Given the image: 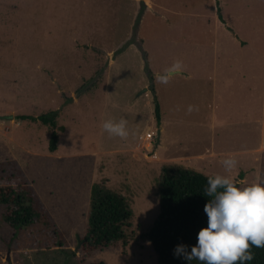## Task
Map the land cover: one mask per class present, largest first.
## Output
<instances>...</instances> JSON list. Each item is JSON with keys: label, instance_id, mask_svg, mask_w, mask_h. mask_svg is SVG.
<instances>
[{"label": "rangeland", "instance_id": "374dc122", "mask_svg": "<svg viewBox=\"0 0 264 264\" xmlns=\"http://www.w3.org/2000/svg\"><path fill=\"white\" fill-rule=\"evenodd\" d=\"M228 48L242 61L236 69L258 78L253 93L242 83V92L224 86L215 95L201 78L222 62L227 69ZM177 61L186 74L160 83ZM52 112L56 125L40 120ZM5 115L0 178L27 181L58 231L43 223L15 231L0 208V264H160L146 235L160 213L165 162L156 157L207 153L216 142L224 155L205 173L264 181V0H0ZM121 118L127 139L102 127ZM229 155L238 161L230 173L220 161ZM100 181L124 194L134 218L127 246L86 255L79 244Z\"/></svg>", "mask_w": 264, "mask_h": 264}, {"label": "trees", "instance_id": "16d2710c", "mask_svg": "<svg viewBox=\"0 0 264 264\" xmlns=\"http://www.w3.org/2000/svg\"><path fill=\"white\" fill-rule=\"evenodd\" d=\"M219 17L222 18V15ZM155 112L157 121L161 122L162 108L158 101ZM40 120L56 125L54 112L42 115ZM57 145L58 134L53 132L51 150L55 151ZM209 176L213 175L178 163L164 164L159 183L160 213L146 234L160 264H188L174 256L173 251L180 243L190 250L197 242L199 230L207 226L204 206L212 199L205 193ZM15 179L14 175L0 178V208L5 223L18 232L37 228L38 224L43 223L56 234L58 226L52 222L49 214L40 209L35 190L27 181L17 182ZM133 218L134 210L123 193L109 187L105 181L96 182L91 193L87 235L80 240L83 241V252L89 255L120 242L127 246V230ZM250 250L254 259L246 264H264V247L253 246ZM91 264L107 263L99 261ZM191 264L200 262L193 260Z\"/></svg>", "mask_w": 264, "mask_h": 264}, {"label": "clouds", "instance_id": "9594fccd", "mask_svg": "<svg viewBox=\"0 0 264 264\" xmlns=\"http://www.w3.org/2000/svg\"><path fill=\"white\" fill-rule=\"evenodd\" d=\"M181 68L177 61L171 71L158 77L159 82L167 84L171 72ZM102 127L112 137L129 136L126 119H106ZM222 164L230 173L238 161L229 155ZM207 185L206 196L212 197L204 206L207 226L199 230L197 242L190 250L180 243L173 254L188 264L193 260L200 264H246L254 259L251 247H264V181L237 185L230 175L216 174L207 178Z\"/></svg>", "mask_w": 264, "mask_h": 264}, {"label": "crops", "instance_id": "0c3cea01", "mask_svg": "<svg viewBox=\"0 0 264 264\" xmlns=\"http://www.w3.org/2000/svg\"><path fill=\"white\" fill-rule=\"evenodd\" d=\"M219 52L224 53V49L218 48L217 53ZM226 56H229L228 57L229 61L225 63L227 69L225 70L220 69L222 64H224V62H222L221 65H214L215 66L214 73H211L209 76L201 77L202 79L213 81L212 89L214 94L216 95L217 93H219L220 89L224 86H228L232 88L233 92L235 91L242 92V83L246 85L245 87L246 91L252 92L253 90L257 89L255 84L259 82V80H257L258 78L255 75L248 74L245 71L242 72V68L236 69V66H238L239 68L242 67V61H238V55L236 53H233V51L231 52V50L228 48L226 52ZM177 73H181L182 75L186 74V72L179 70L176 72H171L170 75L172 74L174 75ZM188 76H192V75H188ZM162 131L163 130H161V135H162ZM160 142H161V138H160ZM213 146L214 149L211 148L207 150L208 151L207 153H198L193 156H183V157L179 156V157L166 158V159L156 157L155 160L163 161L165 163H178L186 167L194 168L204 173L211 172L213 160H216L217 157L219 158L221 155L222 156L224 155V153L217 148L218 144L216 142L213 143ZM155 160H153V162ZM220 161L223 160L220 159Z\"/></svg>", "mask_w": 264, "mask_h": 264}, {"label": "built area", "instance_id": "2783aa9c", "mask_svg": "<svg viewBox=\"0 0 264 264\" xmlns=\"http://www.w3.org/2000/svg\"><path fill=\"white\" fill-rule=\"evenodd\" d=\"M154 138H155V132L154 131L148 132L146 134L145 140L148 141V146H151L153 144Z\"/></svg>", "mask_w": 264, "mask_h": 264}, {"label": "water", "instance_id": "95a60500", "mask_svg": "<svg viewBox=\"0 0 264 264\" xmlns=\"http://www.w3.org/2000/svg\"><path fill=\"white\" fill-rule=\"evenodd\" d=\"M11 117H12V115L0 116V118H3V119H5V118H11ZM160 138H161V130H159V132H158L157 144L160 143ZM82 244H83V241H80L79 247L82 246Z\"/></svg>", "mask_w": 264, "mask_h": 264}]
</instances>
